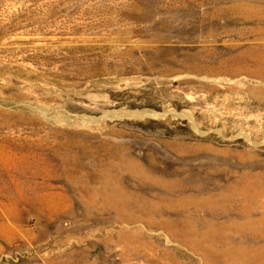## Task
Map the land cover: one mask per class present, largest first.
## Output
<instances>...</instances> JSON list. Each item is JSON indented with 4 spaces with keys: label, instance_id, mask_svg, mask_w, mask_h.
<instances>
[{
    "label": "rangeland",
    "instance_id": "obj_1",
    "mask_svg": "<svg viewBox=\"0 0 264 264\" xmlns=\"http://www.w3.org/2000/svg\"><path fill=\"white\" fill-rule=\"evenodd\" d=\"M0 264H264V0H0Z\"/></svg>",
    "mask_w": 264,
    "mask_h": 264
}]
</instances>
